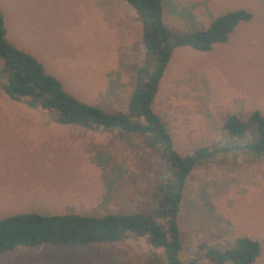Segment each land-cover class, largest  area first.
Segmentation results:
<instances>
[{
  "label": "rangeland",
  "instance_id": "374dc122",
  "mask_svg": "<svg viewBox=\"0 0 264 264\" xmlns=\"http://www.w3.org/2000/svg\"><path fill=\"white\" fill-rule=\"evenodd\" d=\"M0 0L5 39L36 59L76 100L125 113L143 65L141 25L124 0ZM96 4V5H95ZM172 33L203 31L243 10L224 43L175 48L151 104L179 156L232 143L224 120L264 118V0H161ZM2 63L0 62V68ZM150 63L147 69L152 68ZM0 71V219L18 214H148L170 178L167 151L148 136L58 125L53 114L9 100ZM246 136L235 145L249 142ZM179 261L212 264L199 246L222 251L236 238L258 243L264 264V156L246 149L197 163L186 177L176 219ZM0 264H165L148 236L115 243L0 253Z\"/></svg>",
  "mask_w": 264,
  "mask_h": 264
},
{
  "label": "trees",
  "instance_id": "16d2710c",
  "mask_svg": "<svg viewBox=\"0 0 264 264\" xmlns=\"http://www.w3.org/2000/svg\"><path fill=\"white\" fill-rule=\"evenodd\" d=\"M137 15L141 25L144 62L136 71L125 113H112L76 100L62 89L61 84L47 75L40 63L27 53L12 47L5 39L0 15V68L5 76L1 86L11 101L37 111L53 114L58 125H71L89 131L121 130L148 136L167 151L170 178L156 209L148 214H105L98 217L63 214L40 216L18 214L0 219V253L17 247L37 249L42 245L53 247H83L110 244L128 234L148 236L149 245L160 250L165 264H188L179 261V232L176 223L185 180L200 161L217 154L246 149L264 156V118L252 112L245 120L227 117L223 128L232 143H213L195 149L190 155L179 156L151 104L158 82L171 52L188 47L197 52L209 51L212 45L224 43L227 35L239 22L250 15L238 10L214 19L207 29L182 34L170 32L162 23L161 0H124ZM152 68L147 69L149 64ZM249 142L235 145V139L245 137ZM201 257L212 264H252L260 247L248 238H236L230 248L219 251L204 244L199 246Z\"/></svg>",
  "mask_w": 264,
  "mask_h": 264
},
{
  "label": "crops",
  "instance_id": "0c3cea01",
  "mask_svg": "<svg viewBox=\"0 0 264 264\" xmlns=\"http://www.w3.org/2000/svg\"><path fill=\"white\" fill-rule=\"evenodd\" d=\"M99 2H100V0L97 1V5L95 4L96 7H97L96 10H97L98 13H99V11H100V3H99ZM243 22H244V21H243Z\"/></svg>",
  "mask_w": 264,
  "mask_h": 264
}]
</instances>
